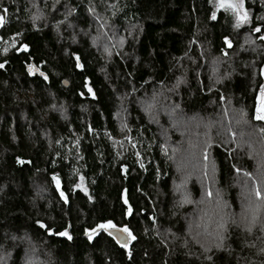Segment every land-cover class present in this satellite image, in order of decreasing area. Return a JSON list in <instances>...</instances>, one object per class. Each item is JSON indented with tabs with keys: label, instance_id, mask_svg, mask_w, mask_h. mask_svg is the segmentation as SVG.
<instances>
[{
	"label": "trees",
	"instance_id": "1",
	"mask_svg": "<svg viewBox=\"0 0 264 264\" xmlns=\"http://www.w3.org/2000/svg\"><path fill=\"white\" fill-rule=\"evenodd\" d=\"M245 9L237 29L215 0H0V264H264V233L240 222L243 173L264 179V0ZM222 215L238 226L217 251ZM107 220L136 239L89 240Z\"/></svg>",
	"mask_w": 264,
	"mask_h": 264
},
{
	"label": "snow or ice",
	"instance_id": "2",
	"mask_svg": "<svg viewBox=\"0 0 264 264\" xmlns=\"http://www.w3.org/2000/svg\"><path fill=\"white\" fill-rule=\"evenodd\" d=\"M57 3H59V0H56ZM209 3H213V0H209ZM215 8L216 10L223 9L225 12H230L234 19V28H240L242 25H245L249 23V13L245 9V0H215ZM5 13L7 12V9L5 8L3 10ZM71 9H69V14H71ZM89 12H94L93 8H89ZM40 17L35 16L32 19L36 20L39 19ZM211 19L215 20L216 19V11L212 12ZM264 19V18H261ZM5 16L0 15V27H3L5 24ZM101 28H103L105 25L101 24ZM252 31L256 33L261 32L260 27H254ZM105 35H107L105 33ZM259 39L261 41H264V35L259 36ZM5 44H7V41H4ZM123 43V41H121ZM224 44L226 45L227 48L232 47V43L228 39V37H224ZM21 49L24 52H28V46L26 44L20 46ZM5 52L8 51V48L5 47L4 49ZM107 51V49H106ZM223 51V50H222ZM111 53H109L110 55ZM226 54V53H225ZM77 60L79 58L77 57ZM4 64L0 63V68H3ZM77 68L81 67L79 62H77L76 65ZM32 66H29V72H32ZM41 76H44V73H40ZM259 75L264 78V68L260 69ZM47 79V77H44ZM84 87L87 89L88 93L92 94V88L88 86L87 81H85ZM221 99H223V96H221ZM152 105H149V108H151ZM247 114L241 111L240 117L241 119L238 120L237 122L240 123L243 121L244 123H247L246 120H244V117ZM253 119L257 121H264V84L259 85V90L255 95V104H254V114H253ZM261 133L264 134V128L260 129ZM235 135V133H233ZM251 147V145H249ZM204 161H208V154L207 151H205L204 156H203ZM19 164H25L27 163L26 161L18 159L17 161ZM141 167L143 165L141 164ZM215 169V165H213V170ZM237 173L240 172V169H236ZM259 171L261 173V177L264 178V162L261 163L259 166ZM244 176L248 177L251 180V186L249 187L248 181L244 182V187L246 189V192L244 193V200L247 202L245 205L244 213L240 217V222L245 223L246 222V227L244 231L247 233L251 234L254 228H259V231L264 233V219L261 217V213L264 212V187H262V183H264V179L262 180H257L252 176L251 173L244 172ZM207 163H205V171H204V176L207 178ZM52 180L56 184V189L59 192L61 200H63L65 203H68V199L65 196L63 191H60V181L59 179L54 175L52 177ZM81 182H83L84 177H80ZM76 187L80 188L82 191L87 194V190L82 187V184L76 185ZM183 185L178 186V188H182ZM207 196L209 198L212 197V192L208 191ZM254 198V199H253ZM182 199L184 202H191L188 198V194L185 192L182 194ZM125 203L127 201L125 200ZM128 213L131 214L132 209L129 207L128 208ZM39 226V228L44 229L49 235H58L61 237H66L67 239L71 240V236L69 235L67 229L64 231L56 232L54 233L51 228L47 227L43 222L37 221L36 222ZM229 224L231 225H236L238 226L237 219L232 217L229 219H225V216L222 215L220 218V222L217 224V233H216V239L217 243L215 245V248L217 251L223 250L224 247V242L227 240V231ZM98 230H103L104 232H108L110 236L118 243L120 244L121 248H127V243L128 241L135 240L136 237L132 234V232L129 230L127 226L123 227H117L115 223H113L111 220H107L105 222L97 224L94 228L91 229H85V235L88 236V239L91 240L93 235L97 233ZM113 233H119V235H113ZM126 234L127 239H123ZM13 239H16V237H13ZM206 251H211V249H206ZM260 253L264 254V248L260 249ZM131 255V253H129ZM206 259L211 260V256H207ZM0 260H3V257H0ZM26 264H31V262H26Z\"/></svg>",
	"mask_w": 264,
	"mask_h": 264
},
{
	"label": "water",
	"instance_id": "3",
	"mask_svg": "<svg viewBox=\"0 0 264 264\" xmlns=\"http://www.w3.org/2000/svg\"><path fill=\"white\" fill-rule=\"evenodd\" d=\"M29 66H32V69H33L31 73L29 72ZM29 66H28V72H29L30 76L33 77V76H35V74H36V75H38L39 77L45 79L44 77H45L46 75L44 74V76H41L40 73H41L42 71H41L36 65L31 64V65H29ZM65 85L68 86V84H67L66 82H65Z\"/></svg>",
	"mask_w": 264,
	"mask_h": 264
},
{
	"label": "rangeland",
	"instance_id": "4",
	"mask_svg": "<svg viewBox=\"0 0 264 264\" xmlns=\"http://www.w3.org/2000/svg\"><path fill=\"white\" fill-rule=\"evenodd\" d=\"M212 70H214L215 69V67L214 68H212V67H210ZM234 116V115H233ZM188 121V120H187ZM190 123H193V122H191V121H189V124ZM215 228V227H214ZM203 233L205 234V231H203Z\"/></svg>",
	"mask_w": 264,
	"mask_h": 264
}]
</instances>
